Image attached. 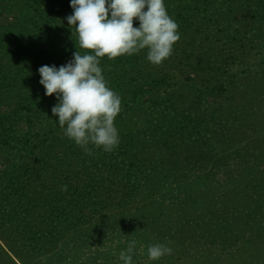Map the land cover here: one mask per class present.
<instances>
[{
    "label": "trees",
    "instance_id": "16d2710c",
    "mask_svg": "<svg viewBox=\"0 0 264 264\" xmlns=\"http://www.w3.org/2000/svg\"><path fill=\"white\" fill-rule=\"evenodd\" d=\"M240 2L251 10L224 22L227 0H165L180 34L169 58L153 65L147 49L100 58L122 98L120 139L110 152L91 144L85 152L64 135L51 112L56 95H45L38 73L85 51L66 19L70 0H0V23L8 20L0 25V264H123L108 256L116 239L118 248L135 242L133 264H221L264 241L258 156L241 159L239 177L220 163L228 174L214 199L211 186L197 190L179 169L209 162L210 143L211 153L227 148L230 133L218 135L247 115L224 106H247V58L264 52V0ZM246 22L262 25L252 32ZM140 242L173 251L152 261L136 251Z\"/></svg>",
    "mask_w": 264,
    "mask_h": 264
},
{
    "label": "clouds",
    "instance_id": "9594fccd",
    "mask_svg": "<svg viewBox=\"0 0 264 264\" xmlns=\"http://www.w3.org/2000/svg\"><path fill=\"white\" fill-rule=\"evenodd\" d=\"M72 14L66 17L75 28L80 49L63 65L39 67V83L45 95H56L51 112L64 135L85 152L88 145L110 152L119 145L115 119L121 111V96L109 85L100 58L109 60L147 49L146 59L161 64L180 39L179 25L168 14L165 0H70ZM134 18L138 26L134 27ZM67 189V185L63 186ZM134 241L119 254L123 264H133ZM166 243L148 246L149 260L171 255Z\"/></svg>",
    "mask_w": 264,
    "mask_h": 264
},
{
    "label": "rangeland",
    "instance_id": "374dc122",
    "mask_svg": "<svg viewBox=\"0 0 264 264\" xmlns=\"http://www.w3.org/2000/svg\"><path fill=\"white\" fill-rule=\"evenodd\" d=\"M227 1L230 2L228 4L231 5L232 7L227 6L229 11L225 12V14L222 16V20H225L224 22H227V20L229 19L230 21H232L235 17H239L240 19H242L241 16L244 13L249 12L251 10L247 6V4L241 3L240 0H227ZM7 22L8 20H5V22L0 23V25H6L7 27ZM261 25H262L261 22H258L257 24L253 22H246V29L248 30L252 29V32L258 31ZM9 29H13V26L12 28L10 26ZM8 36H9L8 39L10 40L11 39L10 31L8 32ZM241 43L244 42L241 41ZM250 45L255 46L258 44L257 42L254 41L250 43L249 46ZM5 52L7 53L8 50L6 49ZM247 59H249L250 65H249V73L247 75L245 74L246 76H244V79L246 78L245 80L247 82L245 87L246 91H243L249 94V97L245 95V98L247 99L246 101L247 106L246 108L244 107L241 108L238 104V101L234 103V105L232 106H224L225 111L228 113H231L234 110H240L245 112L247 115L246 117H244V122H242L240 126L236 128L235 132H233V130L227 129L228 131L225 130V133L221 132V134L218 135V137L226 141V136L229 132L230 134L228 137H231L230 139L234 141L230 142V144L226 142L229 146L222 150H220L221 148H218V151L215 153L214 152L211 153L210 149L211 147H213L214 144L210 143V146L206 147L207 151L205 152L206 155L205 157L208 156L210 160L209 162L199 160L197 163H195L196 166H194V168L188 166H183V167L180 166L179 168L181 173L186 175V179L194 183L192 184V186H194L197 190H202L203 188H205V186L209 188L211 186L212 188H210L211 191L210 194L212 195L213 193L212 195L213 199L217 195H219L218 191H220L221 188H223V185H225V183H223V179H225L228 174L227 171L223 169L226 166L219 165L220 163H227V165L229 166L228 169L231 172L235 173L234 175H237L238 177L240 176L238 174L240 173L239 171L242 168L241 163L243 161L241 159L243 157H245L246 159H250L253 158L254 156H258V158H255V162L253 165H259L258 167H260V169L262 170L264 168V156H262V154L264 155V52L261 55V59H260L261 63L259 61V58L257 56L255 57L254 55H252V57H249ZM236 68H238V70L240 71L241 69H243L241 65H238ZM193 74L197 75L196 73ZM238 98L239 96H237L236 99ZM211 101H213V104L218 105L219 107H221L220 105L222 104L223 105L227 104V102L224 99L218 100V102H216L215 100H211ZM231 109L233 110L231 111ZM208 112L210 113V110H208ZM213 157H217V164L212 162ZM220 158H222L224 161H220ZM247 234H249V232H247L245 235ZM117 241L118 239L112 242V247L115 248H112L110 250L111 253H109L108 256H110L109 258H111V256L112 257L116 256L114 258H116L118 262H121L119 260V254L121 251H125L128 247L118 248ZM140 243L136 251L141 252L144 255H147L148 247H146L145 242H140ZM262 243H264V241L254 242L253 244L241 248L238 252H236L235 256L234 255L228 256L225 254L226 256L224 255L218 259H220L221 264H264V244ZM142 258H143L142 260L145 259L144 257ZM43 260L47 262V256H43ZM112 261L114 260L112 259ZM51 264H65V263L62 260H60L59 262L54 261Z\"/></svg>",
    "mask_w": 264,
    "mask_h": 264
}]
</instances>
